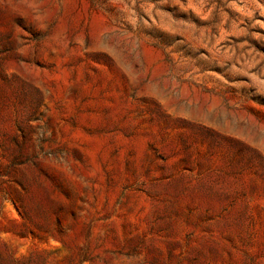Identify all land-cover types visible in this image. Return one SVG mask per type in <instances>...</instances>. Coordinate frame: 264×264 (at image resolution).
<instances>
[{
  "label": "rangeland",
  "instance_id": "rangeland-1",
  "mask_svg": "<svg viewBox=\"0 0 264 264\" xmlns=\"http://www.w3.org/2000/svg\"><path fill=\"white\" fill-rule=\"evenodd\" d=\"M0 264H264V0H0Z\"/></svg>",
  "mask_w": 264,
  "mask_h": 264
}]
</instances>
